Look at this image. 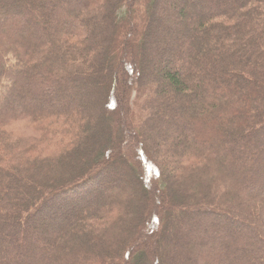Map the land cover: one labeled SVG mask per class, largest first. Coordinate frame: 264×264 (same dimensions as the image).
I'll return each mask as SVG.
<instances>
[{
  "label": "trees",
  "instance_id": "16d2710c",
  "mask_svg": "<svg viewBox=\"0 0 264 264\" xmlns=\"http://www.w3.org/2000/svg\"><path fill=\"white\" fill-rule=\"evenodd\" d=\"M161 1L0 0V264H264V0Z\"/></svg>",
  "mask_w": 264,
  "mask_h": 264
},
{
  "label": "rangeland",
  "instance_id": "374dc122",
  "mask_svg": "<svg viewBox=\"0 0 264 264\" xmlns=\"http://www.w3.org/2000/svg\"><path fill=\"white\" fill-rule=\"evenodd\" d=\"M166 1L165 0H162L161 1V4L163 5V6H167V2L165 3ZM164 4H166V5H164ZM168 8V7H167ZM170 9V8H169ZM172 11V10H171ZM160 12V11H159ZM171 15H173V16H175L174 14H172V12H171ZM162 17H164L163 15H162ZM166 24V23H165ZM166 26V25H165ZM168 26V25H167ZM155 37H156V35L154 36V33H153V35H151L150 36V38H149V45H150V47H152V49H157L158 50V47L157 46H152V40L153 39H155ZM155 59V58H154ZM156 60V59H155ZM152 62H153V58L151 59V61H150V64H152ZM137 90L138 89H136V87H133L132 89H130V92L128 93V99H127V101L130 103V106H132V107H138V104H139V99L140 98H138V93H137ZM83 101H85V98L82 96V97H80V98H78V101H76V102H78V103H82ZM141 104H142V100H141V102H140V106H141ZM143 105V104H142ZM137 109V108H136ZM15 128V127H14ZM18 131V130H17ZM132 167V166H131ZM138 178V177H137ZM125 181H127V179H124ZM139 181L141 182V179H139ZM97 187V186H96ZM94 188L93 190L94 191H97V190H99L100 189V186H98L97 188ZM85 199V198H84ZM89 199V202H91V201H93L94 200V194H91V196L88 198ZM57 214V213H56ZM236 231H240V229L239 228H237L236 226L235 227H232V230H231V232H233L234 234L236 233ZM185 237H181V241H178L177 242V245L176 246H178V247H180L181 249L182 248H184L185 247V241H186V239H184Z\"/></svg>",
  "mask_w": 264,
  "mask_h": 264
}]
</instances>
